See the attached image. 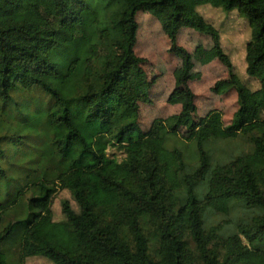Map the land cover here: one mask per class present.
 <instances>
[{"label": "trees", "instance_id": "trees-1", "mask_svg": "<svg viewBox=\"0 0 264 264\" xmlns=\"http://www.w3.org/2000/svg\"><path fill=\"white\" fill-rule=\"evenodd\" d=\"M206 4L247 21L245 72L258 88L235 72L198 11ZM140 11L159 20L181 61L176 85L188 91L177 113L146 130L140 105L154 82L134 49ZM185 27L211 39L227 70L210 90L236 92L228 125L217 109L195 114L194 63L178 44ZM263 110L264 0H0V244L20 225V263L264 264ZM239 137L248 151L215 157L217 143ZM59 189L76 209L64 199L54 220ZM233 200L260 213L227 235L205 226L207 210L226 213Z\"/></svg>", "mask_w": 264, "mask_h": 264}, {"label": "rangeland", "instance_id": "rangeland-1", "mask_svg": "<svg viewBox=\"0 0 264 264\" xmlns=\"http://www.w3.org/2000/svg\"><path fill=\"white\" fill-rule=\"evenodd\" d=\"M198 11L219 30L222 48L229 55L240 79L251 89L258 88L257 81L248 77L245 72V46L250 39L247 21L239 16L236 10L225 12L209 4L199 6ZM136 19L138 31L134 49L138 56L147 60L143 68L148 79L154 82L149 92L150 103L140 105L139 125L142 130H146L153 119L165 118L177 113L187 99L188 91L176 85L181 73V61L169 51V40L162 33L159 20L149 12L143 11L137 13ZM178 44L192 55L194 63L187 87L194 94L197 108L195 114L200 117L210 109H217L221 112L223 124L228 125L237 109L236 92L229 89L223 94H215L210 90L215 82L228 75L226 68L215 55L211 39L185 27L178 33ZM261 115L264 118V110ZM180 131L187 137L190 135L185 128H181ZM216 146L215 157L221 158L226 155L235 156L250 149L248 141L242 137L219 142ZM8 149L12 151L11 148ZM107 154L118 161L123 157V154L113 147L107 150ZM64 199L69 200L76 209L70 193L59 189L51 200L54 220L63 219L61 201ZM230 205L226 213L207 210L204 217L205 226L220 225L222 233L227 235L236 230L237 224L246 223L252 216L260 213L257 207H248L240 201L233 200ZM12 218L14 216L10 214L6 221ZM21 231V226L16 225L11 236L0 244L5 264H54L45 256L27 257L23 263H20L17 247Z\"/></svg>", "mask_w": 264, "mask_h": 264}]
</instances>
